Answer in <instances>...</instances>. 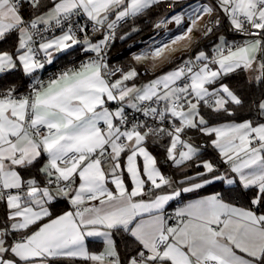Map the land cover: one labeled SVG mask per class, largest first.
<instances>
[{
  "label": "snow or ice",
  "instance_id": "6c2138e0",
  "mask_svg": "<svg viewBox=\"0 0 264 264\" xmlns=\"http://www.w3.org/2000/svg\"><path fill=\"white\" fill-rule=\"evenodd\" d=\"M0 264H264V0H0Z\"/></svg>",
  "mask_w": 264,
  "mask_h": 264
},
{
  "label": "trees",
  "instance_id": "16d2710c",
  "mask_svg": "<svg viewBox=\"0 0 264 264\" xmlns=\"http://www.w3.org/2000/svg\"><path fill=\"white\" fill-rule=\"evenodd\" d=\"M164 8H167L165 5H163ZM155 19V17H152L151 19L145 18L144 23H141L139 26L143 29V31L141 32V34L139 36L134 35L132 39L128 40L126 43L117 41L116 42V47L112 49V55L113 56H117L118 59L113 60L112 63H120V64H124L127 63L129 60V55H128V49L131 48V44L134 43L136 40L143 38V36L148 32V30H150V27H145V24H150L151 20ZM125 30H127V26L125 28ZM122 34V33H121ZM231 38V37H230ZM141 72H143V68L140 69ZM149 76L151 75V73L148 74ZM155 154L159 155L158 150H154ZM212 187L208 186V190L207 191H201L200 193H205V192H212ZM67 208L66 203L61 202L59 204L56 205V208L54 209V211L56 213H59L61 210H64ZM89 247L92 251H99L102 247V242L96 239H90L89 242Z\"/></svg>",
  "mask_w": 264,
  "mask_h": 264
},
{
  "label": "crops",
  "instance_id": "0c3cea01",
  "mask_svg": "<svg viewBox=\"0 0 264 264\" xmlns=\"http://www.w3.org/2000/svg\"><path fill=\"white\" fill-rule=\"evenodd\" d=\"M150 34H152V33H151V28H150V30H148V32L143 36V38L138 39V40H136L134 43L131 44V46H132V47H131V51L128 52L129 57L131 56V52L138 51V46H137V45H139L140 42H141L142 40H147V39H148V36H149ZM140 46H142V45H140ZM129 183H130V181H129ZM210 194H211V192L200 193L201 196H203V195H210ZM195 198H197V197L193 196V195L190 194V193H187V194H184V201H181L180 203H182V202H186L187 200L195 199ZM170 203H171V207H167V212H168V213L173 212L174 209H175L176 207L180 206V203H176V202H170ZM64 210H66V209H64ZM57 214H59V213H57ZM90 239H94V238H90ZM102 247H103V245H102ZM102 247H101V248H102Z\"/></svg>",
  "mask_w": 264,
  "mask_h": 264
},
{
  "label": "built area",
  "instance_id": "2783aa9c",
  "mask_svg": "<svg viewBox=\"0 0 264 264\" xmlns=\"http://www.w3.org/2000/svg\"><path fill=\"white\" fill-rule=\"evenodd\" d=\"M165 6L167 7V4H165ZM49 72H51V71H54V69H52V68H49V70H48ZM47 72L45 73V76H47Z\"/></svg>",
  "mask_w": 264,
  "mask_h": 264
}]
</instances>
